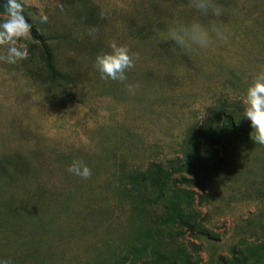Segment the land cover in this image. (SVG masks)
Wrapping results in <instances>:
<instances>
[{"label":"rangeland","instance_id":"obj_1","mask_svg":"<svg viewBox=\"0 0 264 264\" xmlns=\"http://www.w3.org/2000/svg\"><path fill=\"white\" fill-rule=\"evenodd\" d=\"M22 2L45 44L29 34L26 59L0 62V260L264 264V146L242 104L264 71V0H217L229 43L188 55L167 34L197 15L188 0ZM113 41L138 56L125 83L93 67Z\"/></svg>","mask_w":264,"mask_h":264},{"label":"clouds","instance_id":"obj_2","mask_svg":"<svg viewBox=\"0 0 264 264\" xmlns=\"http://www.w3.org/2000/svg\"><path fill=\"white\" fill-rule=\"evenodd\" d=\"M63 10V5H59ZM5 12L0 17V62L15 64L27 58V50L18 42L26 38L32 25L24 16L22 0H6ZM187 8L197 15L183 18L177 15L167 28L168 39L181 50L184 55L192 53L195 48L207 50L216 42L229 43L230 29L223 21L224 9L217 0H188ZM110 9L100 12V19H105ZM37 19L46 24L48 16L41 12ZM97 25L89 26L87 34L93 38L99 33ZM110 51L97 54L93 67L99 73L101 80H111L120 83L127 81L126 73L134 68L138 56L124 45L113 41L109 45ZM136 85L125 84L128 92L135 94ZM243 117L250 121L253 129L251 139L254 143L264 146V71L255 75L246 88L242 98ZM67 172L82 180L91 178L92 170L82 160H73ZM0 264H11L10 260H0Z\"/></svg>","mask_w":264,"mask_h":264},{"label":"trees","instance_id":"obj_3","mask_svg":"<svg viewBox=\"0 0 264 264\" xmlns=\"http://www.w3.org/2000/svg\"><path fill=\"white\" fill-rule=\"evenodd\" d=\"M6 4V2H3L0 0V15H3L4 12H5V8H4V5ZM25 16V14H24ZM26 18V17H25ZM27 19V18H26ZM28 20V19H27ZM29 24H30V21L28 20ZM30 36L32 37V39L36 40V41H39V42H42V44H45L44 41L42 40V38L40 36L37 35V33L35 32V30L31 27V30H30ZM20 43H24L26 42V39L23 38L19 41ZM43 48L45 49V52H46V58H47V62H46V69H47V72L50 76H54L56 77V79H64L63 77V74H61V72L57 69L56 65L54 64V55H53V52L52 50H49L47 49V46L44 45Z\"/></svg>","mask_w":264,"mask_h":264}]
</instances>
